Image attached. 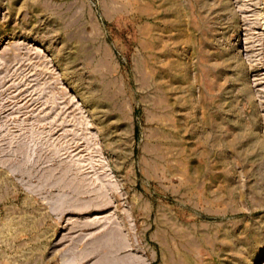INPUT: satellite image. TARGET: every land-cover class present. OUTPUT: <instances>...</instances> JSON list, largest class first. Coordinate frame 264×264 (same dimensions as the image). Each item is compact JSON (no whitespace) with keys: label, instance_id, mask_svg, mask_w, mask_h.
<instances>
[{"label":"rangeland","instance_id":"rangeland-1","mask_svg":"<svg viewBox=\"0 0 264 264\" xmlns=\"http://www.w3.org/2000/svg\"><path fill=\"white\" fill-rule=\"evenodd\" d=\"M110 261L264 264V0H0V264Z\"/></svg>","mask_w":264,"mask_h":264},{"label":"bare ground","instance_id":"bare-ground-1","mask_svg":"<svg viewBox=\"0 0 264 264\" xmlns=\"http://www.w3.org/2000/svg\"><path fill=\"white\" fill-rule=\"evenodd\" d=\"M25 161H26V160H25ZM66 170H67V169H66ZM79 170H80V169H79ZM48 175H49V174H48ZM50 177H51V176H50ZM47 180H48V179H47ZM79 181H80V180H79ZM69 182H70V181H69ZM71 183H73L72 180H71ZM71 183H70V184L68 183L70 187H71V185H72ZM76 183H77V182H76ZM78 183H79V182H78ZM78 183H77V185H78ZM80 183H81V182H80ZM74 184H75V182H74ZM67 186H68V185H67ZM72 186L74 187V185H72ZM75 187H76V185H75ZM75 187H74V188H75ZM77 187H78V188H77ZM77 187H76L77 189L81 188L80 185H78ZM77 189H75V190H77ZM81 189H82V188H81ZM81 189H80V191H81ZM71 190H72V189H71ZM73 192H74V190H73ZM75 192H76V191H75ZM114 232H116V231H114ZM112 233H113V232H112ZM112 233H111V235H112ZM117 234H118V233H117ZM107 236H108V235H107ZM115 236H116V235H115ZM115 236L112 237L113 239H112L111 237H109V238H111V239L113 240V241H112V244H113V242L116 243V242H115V239L117 240V238H116ZM118 236H119V235H118ZM105 238H106V240H105ZM105 238H104V240H105L106 242H108V241H107V240H109V239H107L108 237H105ZM121 238H122V237H121ZM121 238H120V239H121ZM99 240H100V239H99ZM99 240H98V241H99ZM105 241H102V243L100 242V243L103 245V247L105 246L104 244H106ZM110 241H111V240H109V242H110ZM109 242H108V243H109ZM121 242H122V241H121ZM121 242H120V243H121ZM98 244H99V243H98ZM110 244H111V243H110ZM112 244H111V246H112ZM123 244H124V243H123ZM117 245H118V244H117ZM120 245H121V244H120ZM106 246L109 247L110 245H106ZM111 246H110V247H111ZM110 247H109V248H110ZM117 247L119 248V246H117ZM111 248H114V247H111ZM122 248H123V247H122ZM108 250H109V249H108ZM110 250H111V249H110ZM113 250H114V249H113ZM117 251H118V250H117ZM107 252H108V251H107ZM110 253H111V251H110ZM112 253H114V252H112ZM101 255H102V254H101ZM112 256H113V255H112ZM107 258H108V256H107ZM110 262H111V261H110ZM113 262H114V260H113ZM101 263H102V261H101ZM103 263H104V262H103ZM114 263H115V262H114ZM111 264H112V262H111Z\"/></svg>","mask_w":264,"mask_h":264}]
</instances>
